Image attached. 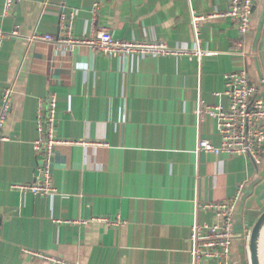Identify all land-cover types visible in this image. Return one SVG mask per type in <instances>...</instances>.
<instances>
[{"label":"crops","instance_id":"1","mask_svg":"<svg viewBox=\"0 0 264 264\" xmlns=\"http://www.w3.org/2000/svg\"><path fill=\"white\" fill-rule=\"evenodd\" d=\"M230 2L18 0L4 15L0 0L7 34L0 104L4 88L13 87L0 140V264H192L193 223L220 221L215 209L196 202L230 198L241 183L233 264H250L248 236L264 210V152L260 162L196 152L198 134L221 144L217 119L198 123L197 108L199 101L228 105L225 73L246 67L264 99V0H255L242 46L237 25L223 14ZM73 9L76 37L106 28L116 38L189 49L195 48L191 9L220 14L200 21V48L209 52L201 58L124 56L88 42L34 37L62 34L61 14ZM50 92L58 96L56 134L64 140L52 164L57 190L34 194L12 185L36 178L39 103Z\"/></svg>","mask_w":264,"mask_h":264},{"label":"built area","instance_id":"2","mask_svg":"<svg viewBox=\"0 0 264 264\" xmlns=\"http://www.w3.org/2000/svg\"><path fill=\"white\" fill-rule=\"evenodd\" d=\"M18 0H4L3 14L11 12ZM255 0H231L228 9L223 13L237 25L238 44L243 45L244 36L250 30L254 13ZM99 2L94 5L93 19L96 18ZM191 23L195 35V48L171 47L165 41L153 39H121L112 35L106 28H100L89 38L74 36V22L77 10L62 12L60 28L63 33L58 36L51 34L34 35L57 42H88L92 47L106 53H119L124 56H148L165 54L194 53L201 58L209 52L201 50L199 25L206 17L220 14L214 11L210 14H197L191 9ZM13 33H16L14 30ZM7 34L0 27V48ZM33 37V36H32ZM243 53V52H242ZM244 54V53H243ZM264 82V78L262 79ZM223 93L228 98V105H210L199 101L197 108L198 123L206 116L217 119L218 129L221 134V144L215 145L209 139L198 134L196 152L211 151L227 153L229 155H246L255 162H260L264 152V99L259 95L258 84L250 78L246 67L234 69L225 73ZM13 87L7 86L3 90L0 104V140L6 138L2 132L7 116L12 108ZM219 94V93H218ZM58 96L50 92L39 103L37 129L38 138L34 141V150L39 156L36 178L30 183H15L14 188L29 191L34 194H52L57 188L54 183L52 164L54 150L57 143L64 140L56 134ZM244 184L238 185L236 193L227 199L207 204L196 202V206L213 208L220 217V221L207 224L195 221L192 225L190 241L192 264H207L214 259L217 264H233L232 244L235 235V209L243 192ZM106 221L118 224L119 219Z\"/></svg>","mask_w":264,"mask_h":264},{"label":"water","instance_id":"3","mask_svg":"<svg viewBox=\"0 0 264 264\" xmlns=\"http://www.w3.org/2000/svg\"><path fill=\"white\" fill-rule=\"evenodd\" d=\"M264 232V210L257 216L248 236L250 264H264L261 253L262 234Z\"/></svg>","mask_w":264,"mask_h":264},{"label":"bare ground","instance_id":"4","mask_svg":"<svg viewBox=\"0 0 264 264\" xmlns=\"http://www.w3.org/2000/svg\"><path fill=\"white\" fill-rule=\"evenodd\" d=\"M261 253H262V259L264 261V232L262 234Z\"/></svg>","mask_w":264,"mask_h":264},{"label":"rangeland","instance_id":"5","mask_svg":"<svg viewBox=\"0 0 264 264\" xmlns=\"http://www.w3.org/2000/svg\"><path fill=\"white\" fill-rule=\"evenodd\" d=\"M262 96L264 97V94H263ZM239 215H241V216H242V213H239Z\"/></svg>","mask_w":264,"mask_h":264}]
</instances>
